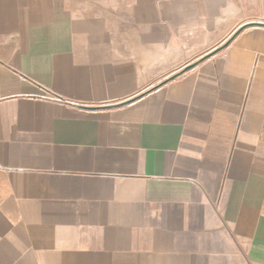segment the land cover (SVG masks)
I'll use <instances>...</instances> for the list:
<instances>
[{
    "label": "crops",
    "instance_id": "obj_1",
    "mask_svg": "<svg viewBox=\"0 0 264 264\" xmlns=\"http://www.w3.org/2000/svg\"><path fill=\"white\" fill-rule=\"evenodd\" d=\"M0 264H264V0H0Z\"/></svg>",
    "mask_w": 264,
    "mask_h": 264
}]
</instances>
